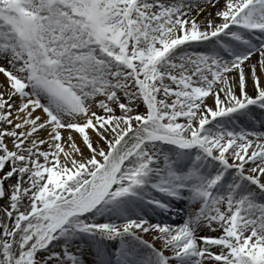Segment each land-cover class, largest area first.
I'll return each instance as SVG.
<instances>
[{
    "label": "snow or ice",
    "instance_id": "1",
    "mask_svg": "<svg viewBox=\"0 0 264 264\" xmlns=\"http://www.w3.org/2000/svg\"><path fill=\"white\" fill-rule=\"evenodd\" d=\"M0 264H264V0H0Z\"/></svg>",
    "mask_w": 264,
    "mask_h": 264
}]
</instances>
